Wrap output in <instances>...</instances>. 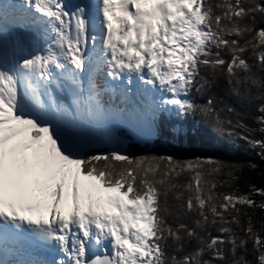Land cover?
Returning a JSON list of instances; mask_svg holds the SVG:
<instances>
[{
	"label": "snow or ice",
	"instance_id": "6c2138e0",
	"mask_svg": "<svg viewBox=\"0 0 264 264\" xmlns=\"http://www.w3.org/2000/svg\"><path fill=\"white\" fill-rule=\"evenodd\" d=\"M219 87L264 133V0H0V264H264L243 210L264 189L221 193L239 177L212 157L123 154L226 134L264 160Z\"/></svg>",
	"mask_w": 264,
	"mask_h": 264
},
{
	"label": "trees",
	"instance_id": "16d2710c",
	"mask_svg": "<svg viewBox=\"0 0 264 264\" xmlns=\"http://www.w3.org/2000/svg\"><path fill=\"white\" fill-rule=\"evenodd\" d=\"M213 92L218 97L217 106L223 107L224 105L234 108V105L240 103L236 98L227 95L223 87L213 89ZM197 103H204L206 97L197 95L195 97ZM240 108L236 109L234 115L222 113V118H231L235 121L236 113L244 114L245 129L241 131V135L247 136L248 139H264V133H261L260 126L256 123L254 116L256 115L255 108L252 105L240 103ZM194 119L201 120L202 118L197 114ZM258 124V125H256ZM207 126V125H206ZM247 127L250 129L247 130ZM219 139L211 140L206 138H192V137H178L174 138L166 133H163L153 145L149 144H134L130 150L129 157H138L144 155H171L174 159L180 161L192 160L196 157H212L216 160L222 161L235 171V175L239 177L238 180L232 182V186L221 187V193L237 192L239 194H247L251 186L264 189V160H261L258 155V149L250 145L246 140L239 138H229L226 134H217ZM235 140L240 143L236 144ZM231 144V145H230ZM104 151H101V153ZM224 159L227 162H224ZM231 159V160H229ZM117 164L118 162H113ZM103 161H101V165ZM228 169H225L227 171ZM253 198L259 202L264 197L254 195ZM252 216L253 225L257 229L264 230V211L260 209H247ZM242 222H244L242 220Z\"/></svg>",
	"mask_w": 264,
	"mask_h": 264
},
{
	"label": "rangeland",
	"instance_id": "374dc122",
	"mask_svg": "<svg viewBox=\"0 0 264 264\" xmlns=\"http://www.w3.org/2000/svg\"><path fill=\"white\" fill-rule=\"evenodd\" d=\"M245 103V102H244ZM248 104V103H247ZM241 106H240V103H237L236 105H234V109L236 110L237 108H240ZM240 114V116H239V118H240V120H241V122L244 124V121H246V119H247V117H245L244 118V114H241V113H239ZM229 115H234V113H232V114H229ZM238 117H237V115H236V117H235V119H237ZM245 125V124H244ZM256 125H258V124H256ZM250 128L249 127H247V130H249ZM245 132H246V129H245ZM242 140V139H241ZM235 143L236 144H239L240 143V141L239 140H235ZM134 144H149V145H153L154 143L153 142H149V143H145V142H143V141H141V140H136V139H133V138H126V143L123 145V154H127L128 156L130 155V150L132 151L133 149L131 148L132 146H134ZM231 145V144H230ZM107 149H106V147L104 146V145H101L96 151H98V152H101V151H106ZM229 160H231V159H229ZM232 161V160H231ZM224 162H227V160H225L224 159ZM211 231H212V234H217L216 233V229H215V227H213L212 229H211Z\"/></svg>",
	"mask_w": 264,
	"mask_h": 264
},
{
	"label": "bare ground",
	"instance_id": "6f19581e",
	"mask_svg": "<svg viewBox=\"0 0 264 264\" xmlns=\"http://www.w3.org/2000/svg\"><path fill=\"white\" fill-rule=\"evenodd\" d=\"M142 141V140H141ZM144 142V141H143ZM155 143V142H154Z\"/></svg>",
	"mask_w": 264,
	"mask_h": 264
}]
</instances>
